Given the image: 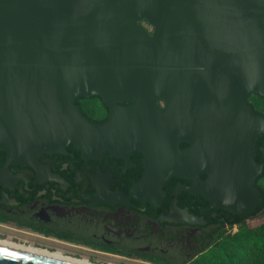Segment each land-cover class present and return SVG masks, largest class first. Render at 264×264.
I'll use <instances>...</instances> for the list:
<instances>
[{
	"label": "water",
	"instance_id": "obj_1",
	"mask_svg": "<svg viewBox=\"0 0 264 264\" xmlns=\"http://www.w3.org/2000/svg\"><path fill=\"white\" fill-rule=\"evenodd\" d=\"M252 94L264 98V0H0L6 167L69 145L85 158L138 150L131 197L160 204L178 177L192 184L175 188L170 220L192 222L182 191L244 217L264 202ZM92 96L110 108L104 123L77 103ZM0 264L71 263L0 248Z\"/></svg>",
	"mask_w": 264,
	"mask_h": 264
},
{
	"label": "flooded vegetation",
	"instance_id": "obj_2",
	"mask_svg": "<svg viewBox=\"0 0 264 264\" xmlns=\"http://www.w3.org/2000/svg\"><path fill=\"white\" fill-rule=\"evenodd\" d=\"M77 101L93 122L108 120L110 108L99 96ZM144 160L138 150L126 158L109 152L85 158L69 145L65 154L39 156L37 167H6V153L0 151V168L6 169L0 176V227L11 231L8 239L17 243L96 264H217L219 242L236 231L238 219L243 222L256 211L241 217L211 208L201 194L182 191L177 206L188 211L192 222L172 221L174 190L192 180L171 178L160 204L131 197L145 171ZM263 179L264 172L257 188H264Z\"/></svg>",
	"mask_w": 264,
	"mask_h": 264
},
{
	"label": "trees",
	"instance_id": "obj_3",
	"mask_svg": "<svg viewBox=\"0 0 264 264\" xmlns=\"http://www.w3.org/2000/svg\"><path fill=\"white\" fill-rule=\"evenodd\" d=\"M145 25H147V27L149 26L147 23H145ZM256 96L264 100L263 97L259 95ZM248 102L253 105L257 113L264 115V112L258 110L256 105L251 103L249 99ZM186 145V143H183L182 147H185ZM256 149L257 161L264 163V136L259 137ZM259 190L261 191V195L264 198V188H259ZM259 214L264 215V204L260 206L254 215L250 216L249 218ZM240 221V219L236 221L238 225L242 223ZM242 228L243 230L246 229L245 226ZM237 236L238 235H235V238H233L231 235H229L222 240L220 245H218L217 264H264V229H262V227L254 229L253 232L246 233L244 239L243 237L240 238Z\"/></svg>",
	"mask_w": 264,
	"mask_h": 264
},
{
	"label": "bare ground",
	"instance_id": "obj_4",
	"mask_svg": "<svg viewBox=\"0 0 264 264\" xmlns=\"http://www.w3.org/2000/svg\"><path fill=\"white\" fill-rule=\"evenodd\" d=\"M0 248L71 264H96L88 261L87 259L76 258L64 255L61 252H52L46 249L37 248L32 245H24L22 243H17L5 239H0Z\"/></svg>",
	"mask_w": 264,
	"mask_h": 264
},
{
	"label": "rangeland",
	"instance_id": "obj_5",
	"mask_svg": "<svg viewBox=\"0 0 264 264\" xmlns=\"http://www.w3.org/2000/svg\"><path fill=\"white\" fill-rule=\"evenodd\" d=\"M145 27H147V25H145V23H143ZM147 29L151 30L152 28L150 26L147 27ZM250 102L253 103L254 105H256L257 109L264 112V100L259 98L256 95H252L250 98ZM87 109L89 110V112H91L92 114H94V111L90 109L89 105L86 106ZM261 185L264 186V179L261 181ZM243 226L246 227V229L243 230ZM264 226V215L259 214L256 215L254 217L248 218L247 220L243 221L240 225H237L236 231H231L229 234L235 238V235H238L237 237H245L246 233H251L253 232L254 229L260 228L262 227V229ZM9 236H12L11 231L5 229V228H1L0 227V239H4L7 238L5 240H9L12 241L10 239H8ZM14 242H18L17 239L14 238L13 240ZM222 243V241L219 242V245Z\"/></svg>",
	"mask_w": 264,
	"mask_h": 264
}]
</instances>
